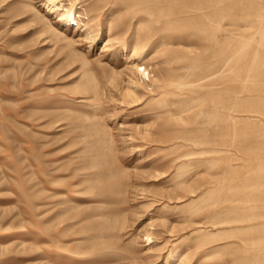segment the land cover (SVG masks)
<instances>
[{
    "label": "rangeland",
    "instance_id": "1",
    "mask_svg": "<svg viewBox=\"0 0 264 264\" xmlns=\"http://www.w3.org/2000/svg\"><path fill=\"white\" fill-rule=\"evenodd\" d=\"M48 2L0 0V264H264V0Z\"/></svg>",
    "mask_w": 264,
    "mask_h": 264
},
{
    "label": "bare ground",
    "instance_id": "2",
    "mask_svg": "<svg viewBox=\"0 0 264 264\" xmlns=\"http://www.w3.org/2000/svg\"><path fill=\"white\" fill-rule=\"evenodd\" d=\"M58 1V3H57ZM63 0H49V5H48V8H50V10L56 8V7H59V3H61ZM187 1V6L186 8H189L191 10V12H197V14H194V17L192 18V16L189 14V15H185L186 17L184 18H181V20L185 21V20H190V19H197V17H199V13L198 11L202 8V2L204 1L205 3L209 4V5H216V3H223V2H226L227 0H184V2ZM214 3V4H213ZM52 6V7H51ZM210 6H207L205 8H208ZM211 10V9H210ZM209 10V11H210ZM184 12V11H183ZM186 12V11H185ZM214 13V12H213ZM205 16H211V12H208V13H205ZM59 20H61L62 22H64L66 24V26H70V25H73V26H79L81 24L82 21H80V19L77 18V16L75 15V9H74V5H72L71 7L69 8H66L64 11L60 12L59 13ZM84 26L86 27H89L88 26V22H83L82 23ZM85 29V28H84ZM226 30V29H225ZM142 32H140L141 34ZM127 42V41H126ZM141 40H140V37H137L135 40H134V43L132 45V48H131V51L132 53L128 56L129 57V61H133L134 62V66H132L131 70H130V74H132V78L129 79V82L128 85H133V84H136L137 81H136V77H139V79H142L143 82H145V88H147L148 90H152V91H158L160 90V93L161 96L162 94L163 95H168V94H175L176 95V98L174 99L173 103L174 104H177V103H180L184 100V96H182L184 94V89H183V86H182V80H181V74L178 75V80H173L172 79H168L167 76L165 75H159L158 77V81H159V84H156L155 83V80L154 79H151V76H150V72L148 71L147 67L146 66H143L142 64H139L138 61L139 59H142L143 54L142 52L144 51L143 48H148L149 50H147L148 52L150 51V49H153L154 51H156V45H158V41L151 43L150 45H148L147 42L143 43ZM250 46V45H249ZM216 47V46H215ZM214 47V48H215ZM259 47V46H258ZM130 48V46L128 44H125L123 46V50L124 51H128V49ZM219 49V48H218ZM116 50V49H115ZM142 51V52H141ZM104 52V50H103ZM213 52V53H212ZM212 55L215 53V52H218L216 50V48L214 49V51H212ZM218 54V53H217ZM210 55V54H209ZM216 55V53H215ZM214 55V56H215ZM232 56L233 55H227L222 57L221 59L217 60L214 64L213 63H209L208 65L212 67L216 66V65H219L220 68L216 69L213 71L212 70H209L208 71V74L210 75H217L218 72H220L221 69L223 68H226V69H229L231 70L232 67H233V58L232 59ZM235 57V56H234ZM241 60V59H240ZM133 64V63H132ZM259 63L258 62H255V64L253 65L254 69L256 70V68H259ZM217 67V66H216ZM126 69V68H124ZM179 69V68H178ZM182 69V67L180 68ZM225 69V70H226ZM185 70V69H184ZM186 70H189V69H186ZM224 70V69H223ZM181 72V71H180ZM193 72V71H192ZM223 72H226V71H223ZM222 73V72H221ZM220 74V73H219ZM223 74V73H222ZM199 75V74H198ZM192 74H188L186 77H191ZM222 76V75H221ZM196 77V76H195ZM213 77V76H212ZM211 77V78H212ZM170 78V77H169ZM172 78V77H171ZM194 79V78H193ZM152 80V81H151ZM157 80V79H156ZM208 80V79H207ZM203 82V81H202ZM200 82V83H202ZM185 83V82H184ZM175 85V86H174ZM134 86H137V85H134ZM190 85H188L189 87ZM129 88V87H128ZM136 88V87H135ZM187 90V88L185 89ZM190 90V89H189ZM165 99V98H164ZM164 104H162L163 106ZM161 106V107H162ZM175 107V106H174ZM179 107V106H178ZM190 107V106H189ZM182 108V107H180ZM176 109V108H175ZM236 120V119H235ZM212 143V142H211ZM216 142L214 141V143L212 144H215ZM210 151H216L214 149H210ZM190 154V153H189ZM188 157V156H187ZM183 180V179H182ZM185 181H182L180 183L183 184ZM66 202L69 203V205H74L75 203H77V200L78 197L74 196V195H69L67 194L65 199H64ZM242 200H245L247 201V199H242ZM241 221V220H239ZM243 221V220H242ZM262 224H260L261 226ZM259 226V225H258ZM193 233H199V236H201L200 234L203 232H199L197 230H193ZM205 234H203L201 237H203ZM205 238H208V236H204ZM149 239V243H152L154 242V240L152 239V237H148ZM190 245L189 244H186L183 246L182 250H179V251H176L175 254L173 253L174 250L172 251V257L174 260H177L178 259H181V257L184 255V253H186L189 249H190ZM172 249V248H171ZM56 256L58 257L59 260H69V261H73V260H70L68 258H64L61 254L57 253ZM58 260V261H59Z\"/></svg>",
    "mask_w": 264,
    "mask_h": 264
}]
</instances>
